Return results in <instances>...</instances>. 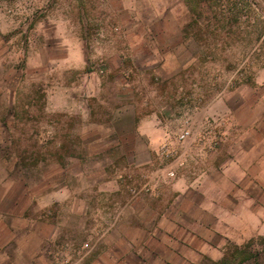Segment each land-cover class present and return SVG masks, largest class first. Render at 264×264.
Returning a JSON list of instances; mask_svg holds the SVG:
<instances>
[{
	"label": "crops",
	"instance_id": "crops-1",
	"mask_svg": "<svg viewBox=\"0 0 264 264\" xmlns=\"http://www.w3.org/2000/svg\"><path fill=\"white\" fill-rule=\"evenodd\" d=\"M121 3L126 23L95 40L58 26L14 84L4 78L3 143L24 125L18 111L35 113L39 132L34 166L0 154V264H52L77 250L76 233L97 238L100 264H201L264 223V88L189 80L197 57L175 8L143 16ZM185 118L192 135L179 145Z\"/></svg>",
	"mask_w": 264,
	"mask_h": 264
},
{
	"label": "rangeland",
	"instance_id": "rangeland-1",
	"mask_svg": "<svg viewBox=\"0 0 264 264\" xmlns=\"http://www.w3.org/2000/svg\"><path fill=\"white\" fill-rule=\"evenodd\" d=\"M127 2L138 8L143 16L147 15L151 5L175 8L176 22L182 24L189 40L186 54L197 57L187 69L189 80L194 74L195 81L206 89L212 82L217 89L227 85L235 89L244 84L264 88V0ZM122 10L121 0H0V120L8 113L2 93L4 78L10 75V83L14 84L12 79L19 77L25 57L35 53L45 38L50 43L54 41L55 32L60 27L65 34L76 32L95 40L98 33L108 29L116 20L125 23L130 20L128 12ZM110 34L111 31L108 36ZM258 80L262 81L261 85ZM16 116L18 119L22 117L24 125L17 122L12 128L8 134L13 136L12 143H3L6 134L0 129L3 164L34 166V139L39 132L34 125L35 113L18 111ZM97 225L92 223V228L96 229ZM82 235L76 233V251L53 256L52 264H100L99 241ZM87 243L93 250L84 254L89 249L85 247ZM222 249L223 262L216 263L204 255L201 264H264V223L253 236L240 243L228 240ZM103 259L106 264L105 257Z\"/></svg>",
	"mask_w": 264,
	"mask_h": 264
},
{
	"label": "built area",
	"instance_id": "built-area-1",
	"mask_svg": "<svg viewBox=\"0 0 264 264\" xmlns=\"http://www.w3.org/2000/svg\"><path fill=\"white\" fill-rule=\"evenodd\" d=\"M191 119L190 118H185L182 121V126L179 129V131L175 134V140L178 142L179 145L183 144L188 138L191 137L192 135V126H191ZM160 153L162 156L166 158H173L176 162H179V165H182V162L179 161V154L172 149L169 144L164 143L161 148H160ZM168 175L174 176L175 175V170L171 169L168 171Z\"/></svg>",
	"mask_w": 264,
	"mask_h": 264
},
{
	"label": "trees",
	"instance_id": "trees-1",
	"mask_svg": "<svg viewBox=\"0 0 264 264\" xmlns=\"http://www.w3.org/2000/svg\"><path fill=\"white\" fill-rule=\"evenodd\" d=\"M221 261L223 262V261H224V259H221V260H219V261H216V263H219V262H221Z\"/></svg>",
	"mask_w": 264,
	"mask_h": 264
}]
</instances>
